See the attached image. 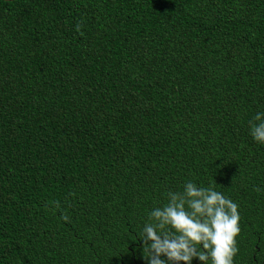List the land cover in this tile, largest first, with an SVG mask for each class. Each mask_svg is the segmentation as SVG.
<instances>
[{
	"label": "trees",
	"instance_id": "16d2710c",
	"mask_svg": "<svg viewBox=\"0 0 264 264\" xmlns=\"http://www.w3.org/2000/svg\"><path fill=\"white\" fill-rule=\"evenodd\" d=\"M258 112L264 0H0V264H148L189 181L238 204L233 264H264Z\"/></svg>",
	"mask_w": 264,
	"mask_h": 264
},
{
	"label": "clouds",
	"instance_id": "9594fccd",
	"mask_svg": "<svg viewBox=\"0 0 264 264\" xmlns=\"http://www.w3.org/2000/svg\"><path fill=\"white\" fill-rule=\"evenodd\" d=\"M254 121L259 123L250 121L251 135L264 144V112H258ZM167 199L150 213L142 231L148 264H166L161 257L167 264H192L194 259L201 264H233L240 234L237 203L213 185L200 187L191 181L183 191H169Z\"/></svg>",
	"mask_w": 264,
	"mask_h": 264
}]
</instances>
